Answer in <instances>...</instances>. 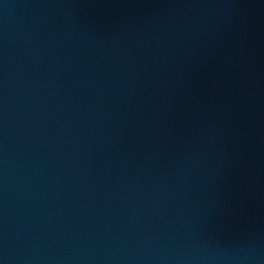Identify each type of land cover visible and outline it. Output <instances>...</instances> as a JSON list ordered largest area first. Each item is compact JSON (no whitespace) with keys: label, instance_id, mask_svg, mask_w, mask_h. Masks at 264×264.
<instances>
[{"label":"water","instance_id":"obj_1","mask_svg":"<svg viewBox=\"0 0 264 264\" xmlns=\"http://www.w3.org/2000/svg\"><path fill=\"white\" fill-rule=\"evenodd\" d=\"M0 264H264V0H0Z\"/></svg>","mask_w":264,"mask_h":264}]
</instances>
